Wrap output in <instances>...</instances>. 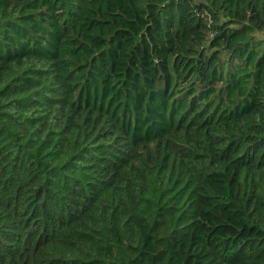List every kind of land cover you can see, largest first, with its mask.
<instances>
[{"label": "trees", "instance_id": "1", "mask_svg": "<svg viewBox=\"0 0 264 264\" xmlns=\"http://www.w3.org/2000/svg\"><path fill=\"white\" fill-rule=\"evenodd\" d=\"M0 264H264V0H0Z\"/></svg>", "mask_w": 264, "mask_h": 264}]
</instances>
